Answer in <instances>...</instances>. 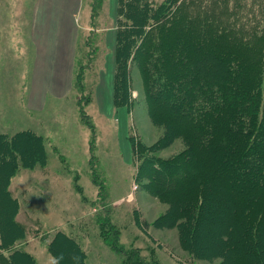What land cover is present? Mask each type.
<instances>
[{"label":"rangeland","instance_id":"rangeland-1","mask_svg":"<svg viewBox=\"0 0 264 264\" xmlns=\"http://www.w3.org/2000/svg\"><path fill=\"white\" fill-rule=\"evenodd\" d=\"M34 1L0 0V134L33 132L44 149V158L32 167L18 166L8 185L19 207L14 221L24 233L15 247L28 253L35 264H53L56 260L48 244L60 231L84 252L86 264H219V260L194 261L181 250L178 230L160 225L168 205L147 189L146 163L151 158L169 159L184 146L176 140L161 150H149L160 142L164 130L151 122L145 81L130 60L126 106L116 109L108 89L109 112L100 107L106 31L114 26L109 0H104L95 20L90 19V0H83L69 91L59 97L47 90L42 107L34 109L45 93L30 107L37 95L33 89ZM164 27L172 35L182 32L199 42L201 53L209 47L227 49L251 62L264 49V0H176ZM200 52L199 62L205 60L201 70L214 74L211 56ZM52 77L60 84L54 70L47 84L52 85ZM107 82L105 76L106 86ZM6 209L9 212L7 205L0 211L2 220ZM5 225L4 231L12 234ZM114 236L117 248L111 240ZM62 243L58 239L54 246L60 248ZM69 249L68 256L53 251L58 262L74 263L76 251ZM6 253L0 254V264H9ZM17 259L30 264L24 256Z\"/></svg>","mask_w":264,"mask_h":264},{"label":"trees","instance_id":"trees-1","mask_svg":"<svg viewBox=\"0 0 264 264\" xmlns=\"http://www.w3.org/2000/svg\"><path fill=\"white\" fill-rule=\"evenodd\" d=\"M103 2L90 0L91 20ZM175 3L117 0L113 105L126 106L130 60L145 81L151 122L164 130L149 150L176 140L184 146L169 159L146 163L147 189L168 205L160 225L178 230L181 250L194 261L264 264V49L251 62L227 49L201 53L193 38L166 32ZM199 52L211 56L214 74L201 70L205 60L199 62ZM42 158L43 142L33 132L0 134V211L10 208L3 220L0 216V254L7 252L9 264H22L20 256L35 264L15 247L24 233L14 221L19 207L8 185L18 166L32 167ZM58 239L60 248L54 246ZM117 239H111L114 248ZM69 247L76 251L73 264H86L84 252L60 231L48 244L53 264H67L54 252L68 256Z\"/></svg>","mask_w":264,"mask_h":264},{"label":"crops","instance_id":"crops-1","mask_svg":"<svg viewBox=\"0 0 264 264\" xmlns=\"http://www.w3.org/2000/svg\"><path fill=\"white\" fill-rule=\"evenodd\" d=\"M82 9V0H35L33 5L32 34L36 48V59L34 66V92L36 97L29 102L30 107L38 104L40 95H44L41 103L34 109H40L41 104L48 97L47 90L56 91L53 94L64 96L70 89L72 83V67L74 62V47L78 33V15ZM116 9L117 0H109V13L114 14V26L106 31V45L108 53L105 58V66L99 75L98 99L100 107L106 109L107 93L110 90L109 99L112 101L113 76H114V52L116 45ZM43 36V40L41 38ZM60 80V84L50 85L46 80L52 71ZM108 76L107 86L104 77ZM50 85L46 88L41 84Z\"/></svg>","mask_w":264,"mask_h":264},{"label":"bare ground","instance_id":"bare-ground-1","mask_svg":"<svg viewBox=\"0 0 264 264\" xmlns=\"http://www.w3.org/2000/svg\"><path fill=\"white\" fill-rule=\"evenodd\" d=\"M50 83L52 84V85H56L57 83H56V79L54 78V77H52L51 79H50Z\"/></svg>","mask_w":264,"mask_h":264}]
</instances>
